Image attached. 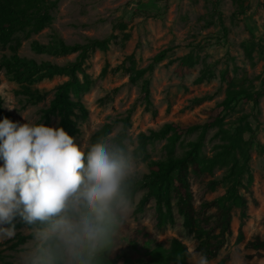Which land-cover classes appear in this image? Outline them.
I'll return each instance as SVG.
<instances>
[{"label": "rangeland", "instance_id": "obj_1", "mask_svg": "<svg viewBox=\"0 0 264 264\" xmlns=\"http://www.w3.org/2000/svg\"><path fill=\"white\" fill-rule=\"evenodd\" d=\"M50 15L52 20L45 29L28 36L18 32L9 44H0V120L58 127L60 117L48 114V109L56 87L68 76L49 77L47 66L64 67L75 61L76 54H60L51 48L59 40L71 46L93 39H107L108 46L106 50L91 49L82 65L90 85L78 100L86 115L75 112L74 131L69 134L82 150L105 125H110L107 135L124 131L123 143L135 155L141 133L148 135L170 123L201 126L219 114L224 117L223 125L203 135L202 157L212 158L234 134L238 119L247 115L252 128V133L244 135L249 143L250 193L243 188L248 184L247 175L239 188L248 204L247 217L242 221L239 209H232L230 236L220 234L218 213L227 204L224 196L231 186L227 178L231 160L216 166L211 174L189 176L201 239L184 228L177 212L178 198L172 192L174 223L158 226L155 200L144 185H138L149 173L150 162L183 156L200 130L183 135L172 150L163 139L150 142L145 154L135 155L134 211L126 225L143 228L148 249L169 251L177 241L200 256V244L222 242L208 264H264V251L248 245L257 237L264 239V0H57ZM165 50L163 60L147 71L154 57ZM188 56L191 61L184 66ZM13 57L28 67H7L4 62H14ZM78 78L82 80V74ZM146 82L148 95L143 90ZM228 88L263 91V96L257 106L239 100L226 111L221 103ZM37 93L41 98H36ZM211 181L218 183L214 189ZM14 222L15 235L0 240V264H16L18 254L34 239L31 227L19 218ZM239 229L243 241L236 243ZM141 244L125 245L117 253V264H156L146 261ZM189 259L186 257L185 264ZM167 264L177 261L171 259Z\"/></svg>", "mask_w": 264, "mask_h": 264}, {"label": "clouds", "instance_id": "obj_2", "mask_svg": "<svg viewBox=\"0 0 264 264\" xmlns=\"http://www.w3.org/2000/svg\"><path fill=\"white\" fill-rule=\"evenodd\" d=\"M8 110H12L8 108ZM119 134L86 150L62 127L0 120V240L19 218L34 239L16 264H106L133 208L137 161ZM208 264L187 249L177 264Z\"/></svg>", "mask_w": 264, "mask_h": 264}, {"label": "trees", "instance_id": "obj_3", "mask_svg": "<svg viewBox=\"0 0 264 264\" xmlns=\"http://www.w3.org/2000/svg\"><path fill=\"white\" fill-rule=\"evenodd\" d=\"M56 2L57 0H0V44L6 46L18 32L27 33L26 36H28L29 33H37L45 29L52 20L50 12L55 9ZM222 29L224 30V34H226L224 26H222ZM107 46V39H93L88 40L85 44L71 46L59 40L57 45L51 48L60 54H76L75 61L64 67L47 66V75L49 77L54 74H66L68 76L65 82L56 87L54 98L50 102L48 109V114H57L60 117L58 127H62L68 134L74 131L73 117L76 116L75 112L79 111L86 115L84 106L78 100L80 94L86 91L90 85L87 75L83 72L82 65L91 49L98 48L100 50H106ZM167 51L165 50L157 54L153 59V63L146 70L152 71L153 64L161 62ZM187 59V62H184V66H187V63L191 61V56H188ZM12 60L14 62L5 61V65L12 69H15L18 65L28 67V63L25 61L17 60L15 57ZM44 67L40 66L39 68ZM78 74H82V80L78 78ZM143 90L148 95L147 82L144 84ZM262 96L263 91L248 90L245 88H228L221 106L224 110L230 111L233 109V104L239 100L257 106ZM36 98H41V96L37 93ZM247 118V115H243L238 119L234 134L228 136L227 143L220 146L221 151L216 153L212 158L202 157L203 135L208 129L223 125L224 117L219 114L213 116L201 126L186 127L176 123H170L164 125L158 131H151L148 135L144 133L138 135V146L134 153L135 155H142L145 154L146 146L150 142L165 139L169 149L172 150L183 135L200 130L198 139L189 144V149L183 156H169L164 160L150 162L148 166L149 173L138 183V185H144L148 189V195L155 200L158 226L174 223L170 202V192H172L178 198L177 212L183 219L184 228L194 233L196 238L201 239L203 232L196 228V220L192 206L193 195L190 189L189 176L191 174H211L216 166L227 160H231L229 174L227 176L231 181V186L225 191L224 200L227 204L218 213L220 234H226L228 236L232 234L231 211L233 208L239 209L242 221L247 217L248 204L246 199L239 193L241 179L244 175L248 176V184L243 187L244 190L250 193L251 186V176L248 169L249 143L244 140V135L252 133V128L249 122H247ZM45 119L47 122V115ZM109 130L110 125H105L99 131L95 132L91 137V144L96 142L100 137L106 136ZM118 138L123 143L126 138L125 132L121 131ZM209 185L211 189H214L218 183L211 181ZM147 237L143 228L129 229L125 224L118 240L120 247L107 257L109 264H117V253L123 252L126 249L125 245L134 246L138 241L142 243L141 247L144 249V257L147 262L167 264L171 259L176 261L177 255L185 252V248L177 241L172 242L169 251H165L161 247L148 249L149 240ZM125 241L127 244H125ZM241 241H243V233L239 229L236 243H240ZM222 245V242L211 243L210 241H206L197 247V251L206 257L207 260H210L215 257ZM248 245L254 251H264V239L257 237ZM185 259L186 257L183 258L181 263L185 264Z\"/></svg>", "mask_w": 264, "mask_h": 264}]
</instances>
